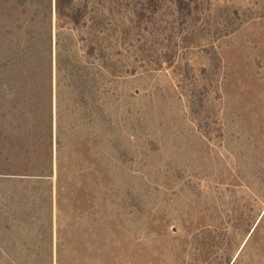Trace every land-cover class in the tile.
<instances>
[{"label":"rangeland","instance_id":"obj_1","mask_svg":"<svg viewBox=\"0 0 264 264\" xmlns=\"http://www.w3.org/2000/svg\"><path fill=\"white\" fill-rule=\"evenodd\" d=\"M0 264H264V0H0Z\"/></svg>","mask_w":264,"mask_h":264},{"label":"trees","instance_id":"obj_2","mask_svg":"<svg viewBox=\"0 0 264 264\" xmlns=\"http://www.w3.org/2000/svg\"><path fill=\"white\" fill-rule=\"evenodd\" d=\"M60 54L61 53L59 52V55L56 57L57 71L62 72L64 69H66L67 72H65V73L63 72L61 74L63 77H61L58 80L57 85L58 86H61V82H62V79H63V86L67 85V87H68L69 82L71 80H73V78L75 76H78V79H76L74 81V83L76 85V89H74V90H77V91L80 90V91H82L83 94H84V96H85V98L81 95V93H79V94L78 93L71 94L72 96L73 95L75 96L74 99L70 98L71 102L73 104L79 103L82 106H77L75 108L72 107L70 113H73V115H75V114H78V115L81 114L83 117L84 116H88L89 117V114L94 109V106L90 105L91 103L86 98H92L93 97V91L94 92L97 91L100 95H103V94H105V95L106 94L111 95V92L110 91L113 90L111 88V85L114 84L115 82L114 81H110L109 79H107V82L110 85V87L107 88V92L105 90H104V93L102 91H99V87H98L99 85H97V83H98L97 79L90 76V75L94 76L92 74V71L94 72V70L92 68L91 69L90 68H84L83 69L84 77H82L81 75H79L81 73H78V70H79V67L78 66L79 65L78 64H73V63L69 62V66L65 67L64 66L65 61H63V58H61ZM51 62H52V60H51ZM84 67H86V66H84ZM88 69L91 70V74H89ZM62 100H63L62 94H60L59 97L57 96V106L56 107H57V110L60 113H61V110H62ZM95 103H97V102H95ZM93 104H94V102H93ZM87 106H91V108L89 109ZM98 107H100V106H98ZM101 114L103 116V121L105 122V124L110 129H112L113 128V125L111 124V119L109 117L108 112L106 110H103ZM63 116H65V115H63ZM59 118L61 119V114H59ZM76 130H78V128L75 126L72 131H76ZM47 132L49 133L50 137L53 136V132H52V121H51L50 126H48V128H47ZM46 135H47V133H46ZM62 135H63V133H62V129H61V120L57 119V149H58L57 151L59 153L62 152V150H63L62 144H61V136ZM82 138H84V136L83 137H80V140H82ZM113 140H114V138H113ZM113 140L110 143L114 147ZM78 146L81 148V146L79 144H78Z\"/></svg>","mask_w":264,"mask_h":264}]
</instances>
